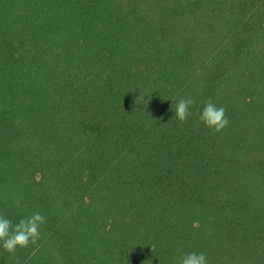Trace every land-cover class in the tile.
<instances>
[{"label": "trees", "instance_id": "1", "mask_svg": "<svg viewBox=\"0 0 264 264\" xmlns=\"http://www.w3.org/2000/svg\"><path fill=\"white\" fill-rule=\"evenodd\" d=\"M35 211L0 264H264V0H0V214Z\"/></svg>", "mask_w": 264, "mask_h": 264}, {"label": "clouds", "instance_id": "2", "mask_svg": "<svg viewBox=\"0 0 264 264\" xmlns=\"http://www.w3.org/2000/svg\"><path fill=\"white\" fill-rule=\"evenodd\" d=\"M195 100L191 96L181 97L174 110L175 119L181 123L187 122L191 115V107ZM170 110H172L170 108ZM226 109L217 106L209 100L199 114V120L205 127L213 132H222L229 124L225 115ZM16 206H20V198H17ZM46 223V217L39 211L33 212L30 216L24 217L13 224L12 221L0 214V243L3 249L9 254H14L17 248H26L30 244L35 245L41 237V226ZM18 264V262H17ZM179 264H207L204 253H186L179 258Z\"/></svg>", "mask_w": 264, "mask_h": 264}]
</instances>
